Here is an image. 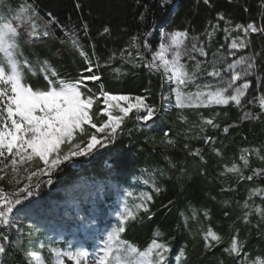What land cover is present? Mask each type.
Segmentation results:
<instances>
[{
  "label": "trees",
  "instance_id": "trees-1",
  "mask_svg": "<svg viewBox=\"0 0 264 264\" xmlns=\"http://www.w3.org/2000/svg\"><path fill=\"white\" fill-rule=\"evenodd\" d=\"M24 1L34 5L46 21L47 14L51 13L62 29L49 26L52 35L46 37L45 52L39 61L46 59L64 78L76 77L85 67L81 49L74 48L70 42L61 43L71 31L93 64L99 65L97 71L105 90L113 95L145 96L157 113L147 126H136L130 118L126 120L111 142L104 139L89 155L65 162L56 169L50 177L51 184L47 183L46 175L34 177L35 194L14 210L13 221H20L17 227L0 226V232L10 238L6 253L0 256V264H22L24 256L18 251V245L28 253L44 257L49 264L50 246L62 249L82 246L98 254L102 238L119 225L120 220L114 213L120 203V190L138 172L145 176L144 187L151 200L145 204L148 211L139 210L135 220H128L124 225L122 239L130 246L144 251L153 239L167 243L168 264L264 261V218L256 211L264 209V193L251 194L253 189H264V175H253V170L264 169V161L253 153L246 167L240 159L242 154L247 155L245 149H256L264 155V116L259 120L244 118L245 113L259 115L258 101L241 106L192 107L184 111L166 107L164 96L168 95L169 86L159 71L147 66L159 45L167 44L161 31H187L188 54L182 56L181 62L192 79L182 90L192 94L208 91L204 88L208 84L213 88L226 86L228 63L254 53L258 54L259 63V56H264V37L259 34H252L248 47L236 50L235 55L230 48L232 39L242 35L233 30L236 23L262 22V0H210V6L203 0H170L163 7L161 0H140L139 5L137 0ZM145 4L147 10L143 7ZM141 13L146 17L143 21ZM218 13L224 14L225 20L218 21ZM217 23L219 29L209 37L207 33ZM84 24L89 26L86 34ZM105 26L110 28V33H103ZM225 27L229 33L223 31ZM146 32L152 35L146 37ZM23 33L20 42L26 45ZM133 36L140 38L135 45ZM144 40L149 42L148 48L143 46ZM201 47L206 56L198 51ZM30 51L29 47H23L25 57L35 64ZM214 68L221 70L219 77L207 75ZM256 75L264 84V71L258 70ZM256 75L249 77L253 83L247 99L261 94ZM29 80L33 85L44 84L42 76H29ZM102 107V102L95 103L93 114ZM208 118L219 127L205 124ZM96 119L106 117L97 115ZM185 119V124L173 126L175 120ZM224 127H229L228 133L223 132ZM89 132L95 130L89 129ZM97 135L103 139L106 134ZM206 136H211L212 142H207ZM81 140L86 142V137L78 138L77 142ZM233 164L245 177L253 175V179L240 180L237 173L228 172ZM25 176L26 173H21L18 185L0 181V187L12 194L27 182ZM79 215L93 222L90 229L81 225ZM208 231L219 236L220 242L211 241L210 237L206 242ZM234 236L243 242V261L225 251ZM206 243L212 247H206ZM128 259L135 264L134 254Z\"/></svg>",
  "mask_w": 264,
  "mask_h": 264
},
{
  "label": "snow or ice",
  "instance_id": "snow-or-ice-1",
  "mask_svg": "<svg viewBox=\"0 0 264 264\" xmlns=\"http://www.w3.org/2000/svg\"><path fill=\"white\" fill-rule=\"evenodd\" d=\"M169 2L170 0H161V6L163 7ZM203 3L210 6V0H203ZM137 4H140V0H137ZM77 7L79 8L80 5L77 4ZM143 7L145 10L148 9L146 4ZM262 7H264V0H262ZM21 8L30 15L35 12V6L31 4H24ZM140 19L141 21L146 19L143 13L140 14ZM217 19L218 21L225 20L224 14L218 13ZM49 26L59 29L58 21L51 13L47 14V22L42 30H38L35 24H30L27 26L30 30L25 31L23 36L31 41L49 37L52 35ZM22 27L24 25L21 16H16L14 19H0V181L18 185L21 173H26L27 181L23 187H18L17 191L12 194L7 193L4 187H0V226L5 229L13 227L12 217L17 206L22 205L25 200L35 194L32 185L34 177L46 175L49 177L47 183L51 184L50 177L56 169L65 162L72 161L75 157L89 155L96 145L101 144V138L97 133H105L104 139L111 142L125 118L134 110L137 113H142L137 115V119L143 120L145 123L153 120L157 113V109L146 102L145 96L113 95L110 91L105 90L102 77L97 71L99 65L93 64L88 54L83 51L79 40L75 38V33H71V31L66 34L61 43L70 42L74 48L81 49L80 55L85 59V67L76 77H62L60 72L46 59L34 64L25 57L23 52L24 45L20 42ZM88 27L87 24L83 25L85 34ZM219 27L220 25L217 23L207 35L211 37ZM233 30L242 34L233 38L230 44V48L234 50L231 54L235 55L236 50L248 47V38L252 34L264 37V18L260 24L255 22L236 23ZM223 31L229 33V28L225 27ZM103 33H110V28L103 27ZM144 35L151 36L152 32H146ZM160 35L168 43L159 45V49L153 53L152 60L147 66L156 70L163 68L164 74H168L169 80L176 84L174 91L178 107L228 106L230 104L241 106L245 102L251 104L258 101L259 115L249 116L245 113L244 118L259 120L261 116H264V84L256 75L258 70L264 71V56H259V63L256 53L251 56H241L238 60L227 64L229 79L226 86L213 88L208 84L204 85V88L209 89L208 91L189 94L182 88L188 86L192 77L181 62L182 56L188 54L185 41L189 34L187 31H161ZM138 40H140L139 37L133 36V45ZM142 43L145 48L149 47L147 40ZM192 48L197 49V45L192 44ZM198 51L202 56L207 55L202 47ZM207 75L219 77L221 70L214 68ZM253 75H256L257 84L261 87V94L254 96L253 99H247L248 95H251L250 89L253 83L249 77ZM29 76H42L44 84L42 86L31 84ZM238 81L242 82L238 84ZM194 97L197 101L195 105L192 104ZM98 102H102L103 107L93 114V105ZM114 109L118 110V114H114ZM97 115L106 117V119L97 120ZM205 124L213 128L219 127L211 118L206 119ZM89 129H94L95 132H89ZM228 131L229 127L223 128L224 133H228ZM82 137H86V142L81 140L78 143V138ZM205 139L207 142L213 140L211 136H206ZM244 152L247 155L242 154L240 159L246 167L249 164L248 157L253 153L264 161V155H260L256 149H245ZM217 154L219 153L217 152ZM227 171L237 173L240 180L247 179L249 181L253 179V175H264V169H262L253 170V175L245 177L236 164H233ZM35 187L38 188L39 184ZM262 193H264V189H253L251 194L262 195ZM146 200H151V196H147ZM138 207L148 211L143 204ZM247 207L246 202L245 208ZM256 211L264 218V209ZM244 215L246 218L248 213L245 212ZM135 218V213L131 211H126L121 215L119 225L108 231L106 237L102 238L94 264H132L128 256L133 254L136 257L135 264H168L166 255L169 253V246L167 243H157L156 239H153L146 250L139 251L122 239L121 234L126 231L124 226L126 221L135 220ZM209 237L216 243L221 240L211 231L205 235L206 242L209 241ZM9 239L5 232H0V256L6 253V242ZM43 247L44 245H41V248ZM206 247L211 248L212 244L206 243ZM18 251L24 256L22 264L25 262L33 264V258L35 264H49L41 256L28 253L19 245ZM48 251L52 254L50 264H65V258L72 261L73 264H86L90 255L84 249L62 251L50 246ZM225 251L229 255L239 257L241 261L244 260V257L241 256L243 242L238 237L232 238L230 247L225 248ZM251 264H264V261H252Z\"/></svg>",
  "mask_w": 264,
  "mask_h": 264
},
{
  "label": "rangeland",
  "instance_id": "rangeland-1",
  "mask_svg": "<svg viewBox=\"0 0 264 264\" xmlns=\"http://www.w3.org/2000/svg\"><path fill=\"white\" fill-rule=\"evenodd\" d=\"M12 1H14L15 5H17V6H15L11 2V0H0V19H14L16 16H21V19H22L23 25H24V27H22V29H21L22 32L29 31L30 29L26 25H30V24H35L38 30L43 29L44 24L47 22L43 16H41L36 11L30 15L27 12H24L23 9L21 8L22 5L30 4V3H28L27 1L25 2L24 0H12ZM17 23H19V21H17ZM26 41H27L26 45H24V46L26 48L29 47V49L31 50L30 54H31L33 60L35 62L39 61L41 58V54H44V52H45V50H44L45 45L44 44L47 41L46 37L41 38L39 40H35V41H31L26 37ZM167 43H168V41H167ZM39 45H42V46L38 47ZM169 58H170V56H169ZM157 71H159L161 73V75L163 76L166 86H169V93H168V95L164 96V105L166 107L180 108L181 111L191 110L192 107L199 108V107H195V106L178 107L176 104V95H175V91H174L176 89V84L173 81L169 80L168 74H164L163 68H160V70H157ZM192 94H195V93H192ZM196 103H197V101L194 97L192 100V104L195 105ZM186 104H187V101H186ZM213 106H218V105H213ZM201 107H203V106H201ZM203 108H207V107H203ZM113 111H114V114H118V110L114 109ZM140 114H142V113H137L134 110L132 113L129 114L128 117L125 118L124 123L126 120H128L130 118L131 120H133V122L135 123L136 126H147L148 123L151 121L145 123L143 120L137 119V115H140ZM186 122H187L186 119L183 122H181V121L178 122V120H175L173 123V126L176 127V124L177 125L178 124L183 125ZM124 123L121 125V127L124 125ZM118 130H120V129H118ZM103 140H104V138L101 139V142ZM80 157H83V156H80ZM80 157H75L73 159L74 160H80ZM106 166L109 167L110 165H106ZM136 178H138V179H136ZM144 184H146L145 176L142 174V172H138V175H133L131 177L127 187L120 190V194H119L120 203L117 207L118 209L114 213L115 216L119 220L121 218V215L123 213H125L126 211H131V212L135 213V215H136V213L139 210L143 209V208L138 207V206L142 205V204L145 206V204L149 201V200H146V197L149 196V191L144 187ZM129 220H131V219H129ZM79 221H80L81 225L86 230L90 229L91 226L93 225V222H91V221L87 222L84 219V217H82L81 215H79ZM19 222H20L19 219H15L13 221V227L16 228ZM48 235H49V232H47L46 237H48ZM52 247H56L58 249H61L62 251H68V250L75 251L77 249H84L88 253H90V255L87 258L86 264H94V261L98 256V254L96 252L87 250L82 246L75 247L74 249H62L58 246H52ZM42 258L45 259L44 257H42ZM33 264H35L34 258H33ZM65 264H73V262L69 261V260H67V258H65Z\"/></svg>",
  "mask_w": 264,
  "mask_h": 264
},
{
  "label": "bare ground",
  "instance_id": "bare-ground-1",
  "mask_svg": "<svg viewBox=\"0 0 264 264\" xmlns=\"http://www.w3.org/2000/svg\"><path fill=\"white\" fill-rule=\"evenodd\" d=\"M33 43V42H32Z\"/></svg>",
  "mask_w": 264,
  "mask_h": 264
}]
</instances>
